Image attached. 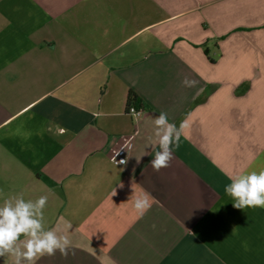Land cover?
Returning <instances> with one entry per match:
<instances>
[{"label": "crops", "instance_id": "crops-1", "mask_svg": "<svg viewBox=\"0 0 264 264\" xmlns=\"http://www.w3.org/2000/svg\"><path fill=\"white\" fill-rule=\"evenodd\" d=\"M162 111L189 126L157 172ZM261 169L264 0H0V205L46 195L71 240L37 264H264V208L224 192Z\"/></svg>", "mask_w": 264, "mask_h": 264}, {"label": "clouds", "instance_id": "clouds-1", "mask_svg": "<svg viewBox=\"0 0 264 264\" xmlns=\"http://www.w3.org/2000/svg\"><path fill=\"white\" fill-rule=\"evenodd\" d=\"M182 85L192 88L197 81L185 77ZM153 123L155 143L159 145V150L155 151L150 163L159 172L169 166L174 147L180 146V137L189 125L185 119L177 127L169 122L167 113L163 111L154 117ZM229 180L231 182L225 186L224 192L234 201V208H264V169L229 176ZM47 201L46 195L36 200H26L22 193L4 199L0 205V257H11L13 264H37L39 258L54 256L57 251L65 257L69 254V237L60 234L58 229L45 227ZM151 201L147 193L135 198L133 208L138 218H142L151 208Z\"/></svg>", "mask_w": 264, "mask_h": 264}, {"label": "built area", "instance_id": "built-area-1", "mask_svg": "<svg viewBox=\"0 0 264 264\" xmlns=\"http://www.w3.org/2000/svg\"><path fill=\"white\" fill-rule=\"evenodd\" d=\"M127 113L134 117L135 120H138L142 117L143 109L136 107L135 105L129 104L127 107ZM137 135V131L134 132L133 136L129 141L119 150V157L114 160L115 165L121 164V158L128 157L129 153L134 147V139Z\"/></svg>", "mask_w": 264, "mask_h": 264}, {"label": "trees", "instance_id": "trees-1", "mask_svg": "<svg viewBox=\"0 0 264 264\" xmlns=\"http://www.w3.org/2000/svg\"><path fill=\"white\" fill-rule=\"evenodd\" d=\"M129 101H131L132 103L134 102V104H132V105L136 106L135 102H137V97H136V95L134 93L130 94Z\"/></svg>", "mask_w": 264, "mask_h": 264}]
</instances>
